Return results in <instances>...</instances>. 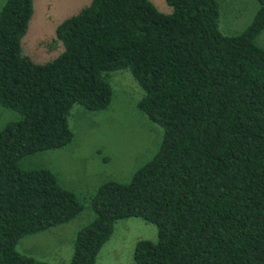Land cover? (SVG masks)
Masks as SVG:
<instances>
[{
  "label": "trees",
  "instance_id": "trees-1",
  "mask_svg": "<svg viewBox=\"0 0 264 264\" xmlns=\"http://www.w3.org/2000/svg\"><path fill=\"white\" fill-rule=\"evenodd\" d=\"M90 0L55 27L56 55L36 63L20 47L32 0L0 7V106L18 114L0 129V264H49L18 253L19 238L65 223L84 204L46 168L18 160L72 138L73 105L107 107L110 71L130 73L135 107L158 124L154 155L127 182L88 197L67 264H94L120 219L155 226L131 264H264V0L236 34L218 29L216 0Z\"/></svg>",
  "mask_w": 264,
  "mask_h": 264
},
{
  "label": "rangeland",
  "instance_id": "rangeland-1",
  "mask_svg": "<svg viewBox=\"0 0 264 264\" xmlns=\"http://www.w3.org/2000/svg\"><path fill=\"white\" fill-rule=\"evenodd\" d=\"M4 1L0 0V7ZM89 1L32 0V14L20 38L24 53L36 63L52 59L59 49L55 27ZM149 1L158 11L170 12L164 0ZM216 2L218 29L226 35L240 32L257 8L256 0ZM254 43L264 48V28ZM106 80L111 88L106 108L99 111H89L80 105L70 108L67 121L72 138L66 145L34 152L18 160L23 170H50L57 183L84 204L71 220L19 238L15 244L18 253L49 264H67L76 230L93 217L85 206L88 197L104 181L127 182L133 171L156 152L162 129L135 107L143 93L135 80L125 70L110 71ZM17 118L15 111L0 106V129ZM141 239L156 240L153 224L138 217L117 220L96 253L94 264H131L134 245Z\"/></svg>",
  "mask_w": 264,
  "mask_h": 264
}]
</instances>
